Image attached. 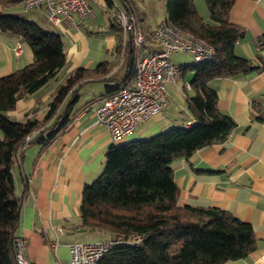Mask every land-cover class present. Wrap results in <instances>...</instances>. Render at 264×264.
<instances>
[{"label": "crops", "instance_id": "obj_1", "mask_svg": "<svg viewBox=\"0 0 264 264\" xmlns=\"http://www.w3.org/2000/svg\"><path fill=\"white\" fill-rule=\"evenodd\" d=\"M203 1L195 0V4L199 14L209 20ZM89 3L91 13L83 18L74 15L72 23L62 18L58 25L50 21L45 24L41 21L42 9L28 14L36 23L42 22V27L60 34L66 62L49 83L16 101L14 109L7 111L11 119H42L49 101L75 69H92L103 61L108 67L101 79L83 80L65 95L59 112L71 102L67 113L70 122L54 142L45 150L38 143H29L13 164L15 192L22 196L15 234L25 240L23 253L32 264H69V245L92 235L80 224L82 190L102 171L105 152L111 144L147 138L172 126L187 127V121L192 124L186 98L193 91L185 87L190 82L185 79L190 71L186 69L166 84L171 100L162 111L135 125L120 141L111 140L107 129L97 122L95 109L100 97L109 92L107 85L113 86L124 78L128 53L120 47L122 32L111 28L104 0ZM129 4L145 36L142 51L161 49L153 30L165 21V0H130ZM14 5H0V11L18 14ZM229 20L245 31L234 45L235 53L262 68L209 82L216 89L218 109L229 115L235 125L224 142L199 148L187 158L176 157L170 166L179 205L222 208L250 223L254 249L243 258L221 264H264V0H234ZM187 54L191 56L175 52L169 59L185 65ZM32 60V49L22 37L0 32V77ZM73 89L77 97L70 100ZM176 92L183 98H176ZM55 241L56 246L51 247Z\"/></svg>", "mask_w": 264, "mask_h": 264}, {"label": "trees", "instance_id": "obj_2", "mask_svg": "<svg viewBox=\"0 0 264 264\" xmlns=\"http://www.w3.org/2000/svg\"><path fill=\"white\" fill-rule=\"evenodd\" d=\"M21 1L0 0V5ZM114 1L125 11L133 12L130 0H104L111 28L121 31ZM204 1L209 20L199 14L195 0H165V21L203 38L214 48L209 58L180 65V73L186 69L192 72L188 84L193 94L186 98L192 124L111 144L105 152L102 171L83 187L79 207L83 230L103 232L105 239L120 236L125 240L115 243L98 264H221L243 258L254 249L250 223L222 208L177 203L178 187L171 161L224 142L235 125L229 115L218 109L216 89L209 82L262 68L234 51L235 43L245 33L242 26L229 20L234 0ZM0 32L19 35L33 52L30 63L0 77V264H17L13 240L22 196L15 192L13 164L29 143H38L45 150L54 142L70 122L67 113L71 102L59 112L65 95L83 80L101 79L108 67L103 61L92 69H75L49 101L42 119L16 121L7 111L14 109L18 99L28 97L54 79L65 65L66 55L60 34L33 20L0 11ZM126 53L128 69L124 78L113 86L107 85L109 92L100 101L131 84L136 50L129 41ZM70 95V100L76 99V89ZM132 235L140 236L141 241L128 242Z\"/></svg>", "mask_w": 264, "mask_h": 264}, {"label": "built area", "instance_id": "obj_3", "mask_svg": "<svg viewBox=\"0 0 264 264\" xmlns=\"http://www.w3.org/2000/svg\"><path fill=\"white\" fill-rule=\"evenodd\" d=\"M89 1L22 0L20 5L26 11L42 9L47 20L58 25L62 18L72 23L74 15L83 18L90 14ZM114 4V14L123 36L120 42L121 50H126L128 41L136 50L133 78L130 85L122 86L112 95L103 98L95 112L97 122L107 129L113 142H118L130 133L135 125L162 111L170 103L171 94L167 91L166 84L173 82L181 71L180 65L170 61L172 53L188 52L192 62H198L212 56L214 48L203 38L171 22L163 21L153 30L154 40L162 48L143 52L145 36L134 14L125 11L116 2ZM185 87L190 86L185 83ZM189 125L190 122L187 121L185 126ZM123 241L125 240L119 236L93 243L74 242L69 245V264H98L115 243ZM127 241L137 244L141 237L132 235ZM13 244L17 264H32L23 253L25 240L15 237ZM56 244V241L52 242L51 247Z\"/></svg>", "mask_w": 264, "mask_h": 264}, {"label": "rangeland", "instance_id": "obj_4", "mask_svg": "<svg viewBox=\"0 0 264 264\" xmlns=\"http://www.w3.org/2000/svg\"><path fill=\"white\" fill-rule=\"evenodd\" d=\"M202 4H204V1H203ZM14 6H15L14 8L19 11L18 14H14V15H18V16L23 17L25 19L31 20L29 18V15H28L31 11L23 10L22 8H20V5H18V4L14 5ZM201 11L203 12V9ZM41 18H42L41 21H43V22L45 21V24L50 23L49 20L46 19V17L41 16ZM39 25L42 26L43 23L40 22ZM183 61H185L186 64L187 63H191L192 62V57L191 56L188 57V54H187V57H185V59ZM185 79H189V80L192 79V72L191 71L186 72ZM182 85H183V79H180L179 86L181 87ZM187 92L189 94L191 93L188 90H187ZM180 95H181V93H177L176 92V98H178ZM181 98H183L182 95H181ZM106 237H107V235L105 233H103V232H92V235H88V236L82 237V238H80V240H82V242L93 243V242H96L97 240L105 239Z\"/></svg>", "mask_w": 264, "mask_h": 264}]
</instances>
